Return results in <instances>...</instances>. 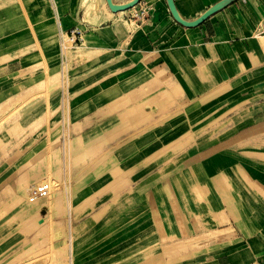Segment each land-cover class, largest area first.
I'll return each mask as SVG.
<instances>
[{
  "label": "rangeland",
  "instance_id": "obj_1",
  "mask_svg": "<svg viewBox=\"0 0 264 264\" xmlns=\"http://www.w3.org/2000/svg\"><path fill=\"white\" fill-rule=\"evenodd\" d=\"M57 3L79 20V2ZM42 5L0 0V52L27 44L18 54H42L36 51L40 40L32 41L38 34H27L28 8ZM252 18L257 25L262 16ZM123 27L128 40L121 42L88 43L86 34L67 39L63 65L56 52L9 73L6 65L17 53L0 55V86L18 81L0 89V264H217L219 250L235 264H253L242 260L250 239L242 236V218L254 214L242 196L253 184L249 146L233 128L252 120L253 113L240 107L260 95L241 93L258 87L264 56L247 43L264 45V38L243 28V55L224 53L221 60L199 49L190 55L192 62L217 58L203 60L192 81L199 91L189 81L174 82L163 67L153 82L80 120L69 98L62 101V88L69 84L73 97L76 82H96L101 69L109 75L127 64L147 67L158 56L140 45L135 29ZM186 164L190 169L171 170ZM54 180L63 197L58 207L54 194L29 201L31 186Z\"/></svg>",
  "mask_w": 264,
  "mask_h": 264
},
{
  "label": "crops",
  "instance_id": "obj_2",
  "mask_svg": "<svg viewBox=\"0 0 264 264\" xmlns=\"http://www.w3.org/2000/svg\"><path fill=\"white\" fill-rule=\"evenodd\" d=\"M128 1L130 0H113L116 3H126ZM220 1L223 0H173L177 12L185 20H195ZM47 2V4L44 2V5L35 7L34 10L28 8L32 28L30 27L27 34H30L31 37L33 34H38L33 36L32 41L40 40L41 48L36 49V51L40 49L42 52L41 54L37 51L40 58L44 55L46 58L52 59L55 57L56 52L59 56L60 47L56 40H59L60 33L74 31L80 37L86 34L85 40L88 43L91 40H104L106 43H110L111 40L121 42L120 40H128L123 26L128 31L135 29L136 40L139 41L140 45L143 48L151 46V52L158 55L157 58L152 60L153 64L147 67L127 64L123 68L116 69L114 74L109 75H107L108 71L106 69H101L100 75L102 78L96 82L77 81L73 97H70L71 88L69 84H67V88H62L60 92L62 101L69 98L73 114L80 120L84 116L103 108L105 104L114 98L139 87L142 83L153 82L158 71L163 67L174 82L177 78L181 79L182 82L189 81L188 83L195 88L194 91H199L192 81L194 78L200 77L199 71L201 72V67L204 64L203 60L214 62L217 58L210 56L208 59L192 62L190 55L197 54L198 49L206 54L215 52L214 54L219 56L221 60L224 53H227L230 57L243 55L246 51L244 43L245 40H248L243 28L254 34L256 25L252 13L264 16V0H226L219 11L209 16L199 25L185 27L174 20L166 0H141L140 5L136 8L147 7L148 9V16L142 20L129 23L125 19L134 11L131 8L124 11L123 20L127 24L118 18V12L112 11L115 14L113 19L101 22L99 25H93L83 21L84 8L80 4L81 0H68L69 5L75 6L74 4L79 2L82 7L79 20H75L69 13L70 10L63 9L64 5L60 6L57 0H48ZM63 2L65 4V0ZM54 29H56V34ZM260 37L258 36L259 40ZM25 45L15 44L11 50L0 52V55L17 53L16 57L9 60L11 62L6 65L5 69L9 73L35 66L38 56L29 55L28 53L26 55L18 54V51ZM247 45L250 51L264 56V45L261 41L250 40ZM164 62L167 63L166 67L162 66L165 65ZM185 64L189 68H185ZM196 65L199 67H196ZM256 72L258 78L254 86L258 87L253 91L241 93V97L250 96L251 93L260 95L240 107V110L247 109L253 113L252 120H249L247 124H239L238 129L233 128L235 130L233 136L237 137L240 142H247L249 146L246 154L247 171L253 182L252 184L250 180L247 194L242 195L244 198L247 197L248 205L254 210L253 215L249 212L248 217L242 218L245 224V232H242V236L250 238L245 247L246 251L242 255V260L248 257L253 264H264V64ZM185 87L187 86L185 85ZM184 91L187 93L190 89ZM101 114L104 118L110 116L104 109ZM183 123H185L184 126L187 124L186 122ZM179 125L183 124H177V126ZM173 139L175 140L176 137ZM186 169H190L187 164L183 167L171 168L173 172H182ZM228 219L234 220L233 217ZM215 254L217 264H235L236 260L231 259L221 250L216 251Z\"/></svg>",
  "mask_w": 264,
  "mask_h": 264
},
{
  "label": "bare ground",
  "instance_id": "obj_3",
  "mask_svg": "<svg viewBox=\"0 0 264 264\" xmlns=\"http://www.w3.org/2000/svg\"><path fill=\"white\" fill-rule=\"evenodd\" d=\"M39 1L42 2L43 4L45 2L44 0H39ZM80 4L84 8V16H83V18H84L85 21L89 22L90 24L99 25L101 22H105V21L111 20L115 16V14L112 12V10L110 9V7L108 6L106 0H81V3ZM123 15H124V11H119L117 13L118 18L121 19L122 22H124L125 24H127L125 22V20H123ZM263 38H264V36H261L260 37V40H262ZM57 41H59V40H57ZM62 45H63V53H64V55L66 57V60H67L68 59V56H69V52H70L69 46L67 44V38H65V40L63 41V44ZM82 47H86V44H83ZM57 56H58V54H57ZM55 63L56 62L51 63V65L48 68H51V69L52 68H55L56 67V64ZM63 64H64V62H61V65H63ZM17 82L18 81H17L16 78H11L9 80V82L1 85L0 86V89L1 88H5V87H11L12 84L17 83ZM58 180L57 181L54 180V182H52V181L51 182H48V183H51V184L55 183V187H54L53 191L51 192V195L54 194V196H55V199L53 200V207L54 206L55 207H58V204L60 203V199L63 198L61 196V189L59 187H57V186H59ZM61 188H63V187H61ZM29 190L30 189H28V191ZM28 199H29V196H28Z\"/></svg>",
  "mask_w": 264,
  "mask_h": 264
},
{
  "label": "built area",
  "instance_id": "obj_4",
  "mask_svg": "<svg viewBox=\"0 0 264 264\" xmlns=\"http://www.w3.org/2000/svg\"><path fill=\"white\" fill-rule=\"evenodd\" d=\"M140 3L141 2H139L136 6L140 5ZM136 6L133 7L134 12H132L129 16L126 17V20L130 23L140 21L144 17L148 16L147 7H139V9H137ZM254 31L257 35L264 36V16L261 18L259 23L255 26ZM75 34H76V32L74 34H73V32H71L70 35H69V33H60L59 34V47H60L59 56H60L61 62L66 61V57L63 53V45H62L63 41L65 40V38H67L68 40L72 39V37ZM74 37H75L74 41L77 40L76 36H74ZM74 46H76V44ZM54 187H55V183L51 184L48 182H45V183H42V184H39L36 186H31L30 190L28 192L29 201L30 202H36L38 200L48 198L51 195V192L53 191Z\"/></svg>",
  "mask_w": 264,
  "mask_h": 264
},
{
  "label": "water",
  "instance_id": "obj_5",
  "mask_svg": "<svg viewBox=\"0 0 264 264\" xmlns=\"http://www.w3.org/2000/svg\"><path fill=\"white\" fill-rule=\"evenodd\" d=\"M141 0H131L126 3H116L113 2V0H106L108 6L113 12H119V11H126L134 6H136ZM167 4L169 6L170 12L174 18V20L185 27H195L202 23L204 20H206L209 16L214 14L215 12L219 11L225 4L226 0L220 1L214 6L210 7L206 12H204L201 16L196 18L195 20H185L182 18L179 13L177 12V9L175 7V4L173 0H166Z\"/></svg>",
  "mask_w": 264,
  "mask_h": 264
}]
</instances>
